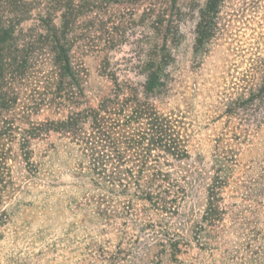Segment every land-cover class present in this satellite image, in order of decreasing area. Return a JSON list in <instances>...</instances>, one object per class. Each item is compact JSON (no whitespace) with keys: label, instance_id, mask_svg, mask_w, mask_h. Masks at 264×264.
<instances>
[{"label":"trees","instance_id":"1","mask_svg":"<svg viewBox=\"0 0 264 264\" xmlns=\"http://www.w3.org/2000/svg\"><path fill=\"white\" fill-rule=\"evenodd\" d=\"M231 1L206 0L199 8L195 58L224 37L222 13ZM239 2L237 14L255 7L254 0ZM92 12L89 0H0V206L18 191L14 164L36 176L39 145L44 157L62 148L88 175L94 190L85 204L120 248L131 250L143 240L134 233L144 232L152 243L174 245L156 218L177 215L203 186V209L188 235L200 242L205 234L215 244L233 235L223 264H264V150L251 147L264 125V52L252 53L237 82L246 86L223 103L227 129L215 138L214 162L199 169L189 149L192 123L184 110L165 107L171 85L164 75L174 61L166 39L134 59L143 85H117L112 75L116 85L90 95L77 47ZM164 18L159 12L155 20L164 25ZM256 152L257 161L241 166L242 156ZM161 233L167 236L157 239ZM110 264H118L114 255Z\"/></svg>","mask_w":264,"mask_h":264},{"label":"rangeland","instance_id":"2","mask_svg":"<svg viewBox=\"0 0 264 264\" xmlns=\"http://www.w3.org/2000/svg\"><path fill=\"white\" fill-rule=\"evenodd\" d=\"M89 1L93 12L90 22L81 24L77 52L83 56L90 95L102 85H116L112 75L117 77V85H143L144 77L134 67V59L159 50L155 46L166 39L174 61L164 75L171 85L165 107L185 111L192 123V160L200 163L199 169H208L214 162L215 138L227 129L223 103L246 86L237 82L252 53L264 52V0H254L255 7L247 6L241 14H237L239 0L227 4L222 13L228 23L224 37L197 58L192 51L194 28L206 0H176L175 5L172 0ZM159 12L165 13L164 25L155 20ZM105 57L109 65H105ZM253 146L263 153L264 125ZM257 152L242 156L241 166L257 161L262 154L257 156ZM37 153L41 167L36 176L24 164L12 167L18 191L0 206V264H110L113 255L118 264H223L232 249L233 235L216 244L205 240V234L200 242L193 233L188 235L203 209V186L183 202L177 215L156 218L168 227L169 235L176 239L174 245L152 243L153 234L144 232L134 233L143 240L131 250L120 248L117 238L100 231V220L85 204L94 186L87 174L75 169L74 158L62 148L41 156L43 144ZM158 236L162 239L167 233Z\"/></svg>","mask_w":264,"mask_h":264}]
</instances>
